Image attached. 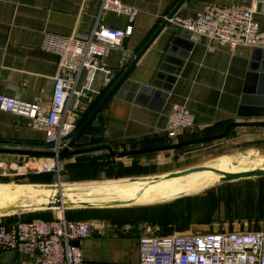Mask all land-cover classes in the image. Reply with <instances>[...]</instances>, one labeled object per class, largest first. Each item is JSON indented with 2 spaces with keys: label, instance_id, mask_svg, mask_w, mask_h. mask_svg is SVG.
Segmentation results:
<instances>
[{
  "label": "crops",
  "instance_id": "0c3cea01",
  "mask_svg": "<svg viewBox=\"0 0 264 264\" xmlns=\"http://www.w3.org/2000/svg\"><path fill=\"white\" fill-rule=\"evenodd\" d=\"M123 1L127 5L137 7L138 12L132 22L134 29L121 46L111 48L106 53L103 59L105 70L97 74L96 98L110 88L113 80L109 76L119 75L128 66L179 0ZM233 3L255 5L257 9L255 18L261 28H264V0H186L176 16H193L206 4ZM98 21L110 26L126 28L130 18L127 14L103 10L99 0H0V93L28 102H38L44 106L49 105L54 77L58 72L59 58L55 53L42 48L45 32L67 35L88 34ZM179 27L171 22L164 28L138 61L130 78L143 84L151 80ZM189 39L194 43L190 46V50H187V58L164 103L154 102L151 106H144L112 96L97 116L101 121L104 137V141L99 144H110L118 152L159 149L122 157H116L106 149L66 156L60 158V175L54 172L36 174L28 172L18 177L8 173L19 165L28 169L29 165L52 160L53 157L0 153L4 159L0 160V185L27 186L55 183L56 180L49 176H57L65 185L74 184L78 190L97 195L100 193L91 190L90 183L105 184L132 180L126 178L129 176L141 177V181L145 183L159 175L200 165L193 162L208 154H221L218 156L223 159L218 158L216 167L230 168L227 157L232 153L228 151L234 144L244 142L246 145V141H249L246 150H253L262 158L260 165H257L261 166L264 161V126L232 127L222 138L179 147H166L220 134L230 122L246 120L239 117L238 112L250 73L254 47L222 46L206 36L193 35ZM178 47L179 50L184 48ZM90 106L87 104L82 106L75 116L76 123L88 113ZM179 108H187L193 113L194 126L175 138H169L168 119L170 114ZM0 138L46 141L45 132L34 128L29 118L4 110H0ZM27 148L44 149L33 146ZM108 153L111 159L108 158ZM230 159L234 157L230 156ZM131 164L139 168L140 172L116 173L118 170L122 171V166ZM5 167L7 169L3 171ZM201 173L206 172H196L195 175ZM114 176L123 178L95 181ZM257 179V184L248 192L245 191L246 194L244 192L245 203L241 213H238L240 217L250 222V225L232 226L231 224L230 228L224 231L264 230V177ZM176 180L174 177L161 179L160 183L154 181L149 183L148 188L140 189L137 193L120 196L119 201L129 203L126 205L147 201L157 187L163 185L166 188ZM38 194L42 193L38 192ZM105 194L107 195L108 192ZM36 195L23 189L13 191L0 189V204L6 205L11 202L17 206H33L39 201L48 202L51 197L50 193H47L50 197L46 200L44 197L39 199ZM111 208L114 207L107 209ZM46 211L52 213L50 217L62 215L58 208L44 210L31 208L9 215H0V222L11 225L20 221L21 215ZM233 216L230 218L234 219ZM108 223L110 222L92 224L90 235L79 242L83 253V264H139V240L143 232L134 234L122 225L117 226V221L111 222L112 225ZM38 258L36 248L25 242L16 248L0 251V264H37Z\"/></svg>",
  "mask_w": 264,
  "mask_h": 264
},
{
  "label": "built area",
  "instance_id": "2783aa9c",
  "mask_svg": "<svg viewBox=\"0 0 264 264\" xmlns=\"http://www.w3.org/2000/svg\"><path fill=\"white\" fill-rule=\"evenodd\" d=\"M99 1L103 10L129 15L130 23L119 28L98 21L88 34L45 32L42 48L59 58L49 105L0 93V110L29 118L34 128L45 132L46 141L55 142L51 150L57 153L65 146L62 138L77 129L76 114L84 104L90 106L96 99L95 83L98 72L105 70L106 53L121 46L134 29L137 7L123 0ZM256 12L253 4H206L193 16H175L171 21L222 46L264 48V28L256 20ZM193 126V113L187 108L176 109L169 116L167 136L175 138ZM27 168L19 165L8 175L18 177L28 172L60 175V157ZM91 230L92 223L88 220L71 219L63 214L11 225L0 222V251L25 242L36 248L37 264H83V253L76 242L87 238ZM139 264H264V230L142 236Z\"/></svg>",
  "mask_w": 264,
  "mask_h": 264
},
{
  "label": "water",
  "instance_id": "95a60500",
  "mask_svg": "<svg viewBox=\"0 0 264 264\" xmlns=\"http://www.w3.org/2000/svg\"><path fill=\"white\" fill-rule=\"evenodd\" d=\"M186 0H179L173 10L166 16L165 20L154 32L151 38L142 47L139 53L134 59L128 64V66L119 73V75L112 74L109 77L113 80L110 88L106 94L102 97L93 111L84 120V122L72 133L64 136L62 141L65 142L64 148L60 152L51 150V147L55 144L54 141H24L14 139H2L0 138V153L8 154H22V155H38V156H51V157H66L82 153H88L97 150H108L112 155L116 157H122L127 155H135L138 153H145L159 148H150L142 150H132L118 152L113 149L110 144H99L104 141L103 128L100 119L97 117L99 112L102 110L104 105L109 101L112 96H116L128 101H134L144 106H151L154 102H161L168 98L172 91L173 84L175 83L177 76L180 74L181 67L183 66L185 59L187 58L190 46L194 43L189 38L195 35L190 30L179 27L175 33L172 44L168 48V51L163 58L160 66L155 72L151 80L143 84L130 78V74L138 61L148 50L157 36L166 28L176 16L178 10ZM196 36V35H195ZM178 46H183L182 50H179ZM188 50V51H187ZM253 59L250 66V73L247 78V84L244 90L242 98V105L239 109L238 116L246 118L243 121H232L230 122L225 131L220 134L191 140L184 143L168 145L166 147H179L187 144H193L198 142L209 141L225 137L232 127L237 126H264V48L254 47L253 48ZM177 55V56H176ZM153 107V106H152ZM257 120H247V119ZM99 144V145H95ZM42 147L44 149L38 150L35 148L27 147ZM77 147V148H76ZM238 161L234 160L236 164ZM211 170L216 174L220 175L222 182H230L240 180L244 178L253 177H264V166L255 167L247 170L230 171L216 168L208 165H197L190 168H186L179 171L170 172L167 174L159 175L163 178L184 176L197 171ZM159 176L156 178L158 179ZM141 177H131L130 179H140ZM65 184L59 179L57 183L48 184H32L35 189H42L44 186L57 189V195L55 200L48 204H41L38 206H9L0 208V215H9L17 211L25 209H52L58 208L62 214L65 215L66 210L75 208H110L120 205L118 201H111L104 204H98L89 200H82L77 198L76 201L70 200L65 194ZM68 192H74V190H68ZM77 244L79 242H76Z\"/></svg>",
  "mask_w": 264,
  "mask_h": 264
},
{
  "label": "rangeland",
  "instance_id": "374dc122",
  "mask_svg": "<svg viewBox=\"0 0 264 264\" xmlns=\"http://www.w3.org/2000/svg\"><path fill=\"white\" fill-rule=\"evenodd\" d=\"M248 143L249 141H246L245 144L248 145ZM246 145H244V142L233 145L228 152L232 153L230 156L234 157V160L238 161L240 158V165L232 166L230 163L231 170L229 166L223 170L238 171L252 169V167L260 165L262 158L256 152H253V150H246L248 147ZM107 155L109 159L112 158L109 153ZM218 155L221 154H208L206 157L193 163L212 166L220 158L223 159ZM230 156L227 159L231 162ZM251 157H254V159H251ZM0 160H4L3 157L0 156ZM121 168L122 171L118 170L116 173H126L127 171H130V173L140 172L139 168L134 164L122 166ZM6 169V167L3 168V171ZM49 177L55 179V183L59 180L57 176ZM131 177L138 176L126 178ZM121 178L123 177L114 176L95 181ZM257 178L222 182L220 178L217 180L211 173L206 172L201 173V175L192 173L183 177H176L177 180L171 186L166 188L163 185L157 187L152 196H150L151 198L147 201H138L132 203L133 205H124L111 209H68L69 212L66 214L70 218L88 220L92 224L107 221L110 222L108 224H111V222L117 221V226L122 225L124 228L130 229L134 234L143 232L142 236L224 231V229L230 228L231 224L232 226H241V224L242 226L250 225V222L240 217L238 213H241V208L245 203V199L243 198L244 192H248L252 186L257 184ZM160 180L155 181L160 183ZM152 182H154L152 179L147 180L145 183L141 179L137 181H113L110 183L106 182L105 184H103L104 182H95L90 183V185L92 184L90 189L100 194L108 192V198L115 199L116 196H130L137 193L140 189L148 188L149 183ZM50 214L46 216H50ZM231 216L234 219L230 218ZM119 222H121L120 225Z\"/></svg>",
  "mask_w": 264,
  "mask_h": 264
},
{
  "label": "bare ground",
  "instance_id": "6f19581e",
  "mask_svg": "<svg viewBox=\"0 0 264 264\" xmlns=\"http://www.w3.org/2000/svg\"><path fill=\"white\" fill-rule=\"evenodd\" d=\"M230 163L232 164V166H238V165H240V158L238 159V162L236 164L234 163V159H232ZM263 166H264V161L261 163V166H254L252 168L263 167ZM214 167H216V166H214ZM216 168H218V167H216ZM244 170H247V169H244ZM238 171H240V170H238ZM197 172H210L211 174H213L217 178V180L220 178L219 174H216L215 172H213L211 170H204V171H197ZM193 173H196V172H193ZM190 174H192V173H190ZM184 176H186V175H184ZM178 177H183V176H178ZM170 178H174V177H170ZM140 179H134L133 181H137V180H140ZM160 179H169V178H163V177L159 176L158 179L155 178L152 181L160 180ZM64 186H65L64 188H65V191H66L65 194L70 198V200L76 201V199L79 198V199H82V200H89L91 202H95V203H98V204H104V203L111 202V201H118V202H120L119 203L120 205L129 204L127 202L119 201V197H117V196L115 197V199L108 198L109 196L105 195L104 191H102V192H104V194H97L96 195V194H88V193H85L84 191L78 190L77 186L74 185V184H66ZM90 186H92V185H90ZM0 189L1 190H9V191L23 189V190L28 191L29 193H33L35 195L37 194L36 197L39 198V199L44 197L45 200H46V198L51 196L48 202H46V201L40 202L39 201V202H37V204L35 203V205H33V206H38V205H41V204H48L49 202L54 201L55 200V196L57 195V189L50 188L49 186L48 187L44 186L42 189H35L32 185H27V186L26 185L25 186H21V185H0ZM68 190H74V192H68ZM38 192H41L42 194H38ZM47 193H50V196H48ZM13 205H16V204L11 203V202L7 203L6 205H1L0 204V208H2V207L5 208V207L13 206ZM24 207H28V206H24Z\"/></svg>",
  "mask_w": 264,
  "mask_h": 264
},
{
  "label": "trees",
  "instance_id": "16d2710c",
  "mask_svg": "<svg viewBox=\"0 0 264 264\" xmlns=\"http://www.w3.org/2000/svg\"><path fill=\"white\" fill-rule=\"evenodd\" d=\"M107 90H104L102 92V94H100L95 100L94 102L91 104V106L89 107V111L86 115H84L80 120L79 122H77V128L84 122V120L89 116V114L93 111V109L96 107V105L99 103V101L102 99V97L106 94ZM5 181V180H4ZM72 211V210H70ZM69 212V210H67L65 213ZM48 212H33V213H28V214H24V215H21L20 217V221H24V220H32V219H35V218H46V219H49V218H53V217H50V216H46V215H49L47 214ZM66 217L67 214H65ZM70 218V217H68ZM71 219H75V218H71Z\"/></svg>",
  "mask_w": 264,
  "mask_h": 264
}]
</instances>
